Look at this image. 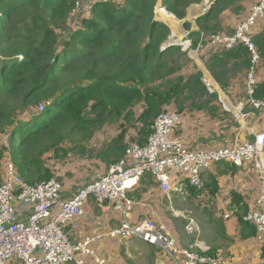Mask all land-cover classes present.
<instances>
[{"label": "trees", "instance_id": "1", "mask_svg": "<svg viewBox=\"0 0 264 264\" xmlns=\"http://www.w3.org/2000/svg\"><path fill=\"white\" fill-rule=\"evenodd\" d=\"M74 1L0 0V137L6 135L0 168L10 158L30 184L54 175L46 165L50 154L90 153L89 140L110 123L118 124L117 136L99 154L117 160L130 126L140 124L134 142L143 144L167 105L203 93L202 72L183 74L190 58L179 44L164 47L170 28L155 15L160 5L184 19L187 7L203 0L96 1L77 14ZM241 1L212 0L194 18L198 30L184 20L192 46L200 31L221 33L222 12L238 13ZM252 40L264 61V29ZM251 55L242 42L227 49L214 45L207 67L226 87L227 62L239 59L247 71ZM253 98L264 100V81L254 87ZM190 187L202 194L205 185Z\"/></svg>", "mask_w": 264, "mask_h": 264}, {"label": "crops", "instance_id": "2", "mask_svg": "<svg viewBox=\"0 0 264 264\" xmlns=\"http://www.w3.org/2000/svg\"><path fill=\"white\" fill-rule=\"evenodd\" d=\"M258 1H241L242 9L238 13L231 10L222 12L220 16L223 27L221 33H232L235 27L248 16L251 6ZM208 7L205 0L191 4L186 9V16H190V12L195 8L198 10L193 15L195 18L205 13ZM179 20L183 23L185 19ZM194 25V21L191 22V29ZM176 29H178L177 26ZM180 29L181 33L171 31L172 35L177 36L178 40L189 39L191 41L188 37L189 31L183 25ZM263 29L264 16L256 20L251 28V35ZM195 47L191 46L192 51L187 54L190 63L182 69V72L189 75L195 70H200L203 93H193L165 107L181 113V121L171 135L179 139L184 147L193 151L233 146L253 138V134L259 128L264 127V107L255 108L247 102L246 69L240 64L239 59L229 60L227 66L230 70L225 74L229 82L226 87H222L207 67L211 59L207 57L214 45L204 41L199 48ZM181 50L184 51L183 48ZM203 77L206 78L211 89L205 84ZM255 81L256 85L264 81V61H259L256 66ZM139 126L138 123L136 127L128 128V134L125 136L127 146L140 140ZM117 133V123L104 125L89 140L91 144L94 143V147L87 144V148L92 150L90 153L86 152L82 156L68 152L65 156L60 154L52 158L50 154L47 157L46 165L53 172V176L58 177L62 182L61 196L64 199L71 197L78 188L103 173L108 165L114 162L111 160L112 157H102L99 152L110 144ZM124 151L117 160L124 156ZM49 161L55 163L54 167L49 164ZM4 162H1L0 182ZM170 180L172 189L166 193L151 177L146 176L141 179L138 187L129 192L133 203L126 218L132 223L145 217L161 222L171 231L177 245L186 246L190 238L186 235L185 221L182 216L192 215L191 211L187 208L188 211L173 208L179 205L176 199L180 197L184 200L182 196H187L189 197L188 203L196 208L194 210L198 215L203 216V218L198 215L193 217L200 230L198 241L207 248L209 253L218 255L224 264H264L262 255L264 232L258 233L253 224L242 220L243 215L256 210L258 206L260 182L253 159L243 160L240 165L221 161L204 170L205 187L202 194L195 190L191 192L186 177L179 178L178 174L171 173ZM184 188L186 190H183ZM171 192L173 198H170ZM233 194H235L234 197ZM169 204L172 212L167 215L166 210L170 207ZM167 205L168 208L165 209ZM198 207L200 209L197 210ZM52 211L55 212L56 209L53 208ZM174 212L179 215H174ZM208 214L210 216H207ZM122 221L123 215L114 208L113 202L97 204L93 199L87 200L83 204V213L72 216L66 229L70 232L72 241L80 240L85 236L94 238L90 244L92 253L85 255L76 253L75 257L82 258L85 264H97V258L103 260L102 264H135L132 259L141 260V258L145 261L147 248L145 250L138 247L139 243L132 242L131 238L123 240L112 235V230L117 228ZM181 225L183 230L179 231ZM126 241H130V244ZM145 245L153 249V264L165 263L163 254L155 245L147 243ZM6 264H20V262L10 259Z\"/></svg>", "mask_w": 264, "mask_h": 264}, {"label": "built area", "instance_id": "3", "mask_svg": "<svg viewBox=\"0 0 264 264\" xmlns=\"http://www.w3.org/2000/svg\"><path fill=\"white\" fill-rule=\"evenodd\" d=\"M96 1L106 0H75L73 13L87 10ZM205 3L209 6L212 0H205ZM262 16L264 0H259L232 33L201 32L195 47L199 48L200 43L206 40L220 48H231L238 42L249 48L252 55L246 72V98L255 108L264 107V100L253 98L259 56L251 28ZM171 44H179L187 54L192 51L189 39L171 41ZM202 79L211 89L206 78ZM43 107L40 103L39 109ZM180 121L181 113L164 108L154 118L143 144H128L121 159L110 163L103 173L78 188L67 199L61 196L62 182L56 176L30 184L18 174L14 162L6 159L0 182V264H6L10 259L20 264H85L82 258L75 257L76 253H92L90 244L94 238L85 236L72 241L66 227L72 216L83 213V204L89 199L97 204L113 202L114 208L122 213L123 221L112 230V235L123 240L135 237L155 245L165 258L164 264H224L218 255L209 253L198 240L186 246L177 245L171 231L161 222L145 217L132 223L126 218L133 203L129 192L136 189L146 176L157 182L166 193L172 189L171 173L178 174L179 178L186 177L190 186L201 190L203 172L213 164L227 161L240 165L243 160L253 159L260 182L258 206L243 215V219L253 224L258 233L264 232V127L242 143L193 151L171 135ZM174 215L179 214L174 212ZM182 217L186 233L198 234L200 230L194 217L190 214ZM96 262L102 264L103 260L97 258Z\"/></svg>", "mask_w": 264, "mask_h": 264}, {"label": "rangeland", "instance_id": "4", "mask_svg": "<svg viewBox=\"0 0 264 264\" xmlns=\"http://www.w3.org/2000/svg\"><path fill=\"white\" fill-rule=\"evenodd\" d=\"M204 1V0H203ZM161 6L159 5V6H157V8H155V15H156V18L157 19H159L160 21H162V22H164V23H167V25H168V27L170 28V35H171V31H175V32H177V33H181V26H182V23H181V20H179V19H177L175 16H173L174 18H175V20L177 21L175 24H173V25H171L169 22H167L166 20H164L163 18H161L160 17V15L158 14V12H157V10L158 9H161L160 8ZM163 8V7H162ZM163 10H165V9H163ZM166 11V10H165ZM198 12V10H196L195 8L193 9V11H191L190 13H191V15L190 16H185V20L186 21H191V22H193L194 21V14H196ZM166 13H168L169 15H171L168 11H166ZM193 24V23H192ZM176 26L178 27V29H176ZM194 28V30H198V27H196V25H194L193 26ZM201 32H203V31H200L199 32V39H200V34H201ZM205 34H207L206 32H204ZM169 35V36H170ZM182 40H184V39H182ZM171 41H178V42H180L181 41V39L180 40H178L177 39V36H173L172 38L170 37V40H169V42H171ZM198 42H199V40H198ZM19 136H22V134L20 133L19 134ZM6 135H4V136H1L0 137V147H1V144H4L5 142H6ZM88 144H91L90 142L88 143ZM94 144V143H93ZM93 144H91V146L92 147H94V145ZM48 161V160H47ZM49 164L50 165H52L53 167H54V165H55V163H52L51 161H49ZM183 190H186L185 188L183 189ZM172 192H171V196H170V198L172 197L173 198V196H172ZM182 197H184V200H182L180 197L178 198V199H176V202L177 203H179V205H177V206H174V208L173 209H184V210H186V208L188 209V210H190L191 211V214H192V216H196L197 217V213H196V211L194 210V209H196L195 207H193V205H190V203H188V200H189V197H187V196H182ZM199 205H200V203H199ZM169 206H170V204H169ZM172 206V207H173ZM188 206V207H187ZM166 208H168V205L165 207V209ZM171 209V206L168 208V210H166V213H167V215H169V213H171L172 211L170 210ZM198 209H200L199 207L197 208V210ZM188 210H186V211H188ZM172 215V214H171ZM173 216V215H172ZM207 216H210V214H208ZM198 217H201V218H203V216L201 215V214H199L198 215ZM202 224H203V220H202ZM181 230H183L182 229V225L179 227V231H181ZM199 234H200V232L198 233V234H196V233H193V234H187L186 233V235L187 236H189V238H190V240H189V242L187 243V244H189V243H192V242H194V241H197L198 239H199ZM201 237H202V235H201ZM130 239V238H129ZM201 239V238H200ZM131 240H132V242H137V243H139V244H137V246L138 247H140V248H143V249H145L146 250V248H147V250H146V260L144 261V260H142V258H141V260H137V259H132L133 260V262L135 263V264H153V261H152V255H153V249L151 248V247H147L145 244L147 243V242H145V241H143V240H141V239H138V238H135V237H133V238H131ZM127 243H129L130 241H126ZM130 244V243H129ZM147 244H149V243H147ZM186 244V245H187ZM151 245V244H150ZM153 246V245H152ZM141 261V262H140ZM152 261V262H151Z\"/></svg>", "mask_w": 264, "mask_h": 264}, {"label": "bare ground", "instance_id": "5", "mask_svg": "<svg viewBox=\"0 0 264 264\" xmlns=\"http://www.w3.org/2000/svg\"><path fill=\"white\" fill-rule=\"evenodd\" d=\"M161 9H158L157 12L160 15L161 18H163L164 20H166L167 22H169L170 24H175L177 21L175 20V18L171 15H169L168 13H166L165 10H163L164 8L160 7Z\"/></svg>", "mask_w": 264, "mask_h": 264}, {"label": "water", "instance_id": "6", "mask_svg": "<svg viewBox=\"0 0 264 264\" xmlns=\"http://www.w3.org/2000/svg\"><path fill=\"white\" fill-rule=\"evenodd\" d=\"M171 36H172V32H171V35L168 37V40L164 43V47L169 45V40Z\"/></svg>", "mask_w": 264, "mask_h": 264}]
</instances>
